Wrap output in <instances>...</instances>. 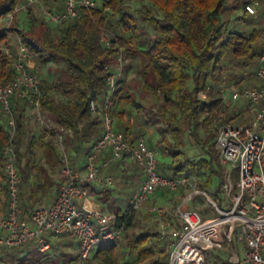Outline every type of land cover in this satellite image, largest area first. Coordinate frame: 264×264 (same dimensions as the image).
I'll return each instance as SVG.
<instances>
[{"label": "trees", "instance_id": "obj_1", "mask_svg": "<svg viewBox=\"0 0 264 264\" xmlns=\"http://www.w3.org/2000/svg\"><path fill=\"white\" fill-rule=\"evenodd\" d=\"M140 1L143 5L150 3L152 6L141 12L140 19L155 34L145 49L140 48L146 43L143 42L140 19L125 9V0H103L100 8L83 9L77 19L60 25L62 28L58 36L51 33L40 36L33 31L25 33L16 27L0 28V46H10L16 51L18 40L21 39L30 47L38 65L60 62L66 66L63 81L57 88L67 95L69 106L57 105L43 88L42 105L44 114L51 122L72 131L75 141L73 150L79 160L77 164L82 163L81 158L85 160L94 146L88 147L86 142L92 136L98 140L102 135V126L91 111V103L95 101L104 106L109 76L106 67L113 66L120 50L126 48L144 63L142 72L145 95L137 99L128 89L122 87V81L119 83V89L113 97L114 106L108 111L117 120L118 130L125 135L130 145H134L149 132L150 126L158 125L161 136L158 149L161 158L170 160L166 165L158 161L159 173L182 178L198 176L203 171L212 170L207 181L210 186V178L214 174L221 175L222 178L224 176V168L218 161L216 143L215 146H208V160L190 161L183 157L185 136L201 120L203 126L209 129L222 114L228 112L231 104L224 103L222 96L215 93L216 86L222 83L226 75H233L237 69L247 71L254 68L258 77L255 86L258 85L260 58L264 54V43L261 42L264 33V0ZM17 4L18 0H0V21L7 17ZM248 4L257 7L255 16L245 11ZM240 8L244 12L241 19L243 27L230 31L233 16ZM115 14H119L120 20L114 28L109 17ZM257 22L261 28L254 27ZM107 29L115 33L110 49H105L102 45V36ZM13 77L14 59L0 51V86ZM190 79L194 82L193 89H188L187 86ZM201 92H205L206 99L200 97ZM21 102L25 103L20 97L12 100L18 125V164L23 179L21 199L27 212L23 200V186L27 176L35 175L41 180L42 183L38 185L40 193L46 194L55 187L49 170L43 166L42 161L37 160V155L41 153L44 162L52 168L60 164L61 158L55 142L56 134L49 127L42 130L40 137L32 138L26 152L21 153ZM236 118L240 119V113L232 119ZM8 137L6 120L0 115V181L6 180L2 150L8 142ZM195 138L199 144L206 145L209 138H216V135L210 134L204 141L196 136ZM26 156L28 173L22 167ZM123 162L125 161L112 164L102 174H112L111 168L114 165L115 168L119 167ZM217 164L223 172L213 170ZM100 190L105 195V202H110L112 189ZM3 193L6 194L7 189L0 191V195ZM3 207H7V203L0 199V208ZM109 207L119 217L123 215L122 211L115 207V203H111ZM132 222L133 220L129 227ZM162 241L166 240L161 239L158 233L129 235L124 245L129 249L133 260L127 264H168L170 242L162 246ZM115 248L116 245L112 243L102 247L98 254L101 255L104 249H110V255L114 256ZM12 252L24 255V262L42 261L41 255L30 246L16 248ZM71 257L69 253L63 254L65 260Z\"/></svg>", "mask_w": 264, "mask_h": 264}, {"label": "built area", "instance_id": "obj_2", "mask_svg": "<svg viewBox=\"0 0 264 264\" xmlns=\"http://www.w3.org/2000/svg\"><path fill=\"white\" fill-rule=\"evenodd\" d=\"M40 0H26L17 5L6 19L15 17ZM62 10H43L44 20L49 24L63 25L77 19L83 9L94 10L102 6L99 0H63ZM252 16L257 14L254 5L245 6ZM4 18V19H5ZM105 49L112 47L107 33L102 36ZM0 51L14 59V77L0 86V115L6 120L8 142L2 150L6 180L0 181V191L7 203L6 211L0 215V257L6 251L30 246L41 255V262L26 264H51L55 241L64 235L73 239L78 252L69 260L59 264H95L93 254L97 248L110 245L122 238L135 216L145 209L161 223L160 236L168 240V264H208L205 251L218 249L230 254L234 264H264V54L260 58L259 83L245 90L233 89L221 96L224 103H243L241 124L226 123L216 132V148L219 164L225 169L224 182L213 198L200 189L192 177H171L158 171L157 152L142 137L130 145L125 135L118 130L117 120L108 111L114 106L113 97L123 77L125 58L123 49L113 66H107L108 94L104 106L95 101L91 111L102 126V135L86 156L83 171L76 170L66 149L64 127H53L45 118L42 99L43 89L35 70L31 49L21 39L16 51L10 46H0ZM20 97L30 108V114L42 128L49 127L56 134V145L62 151L63 183L60 192L50 206H41L26 212L21 199L22 175L18 164V125L12 100ZM200 97L206 99L205 92ZM128 161L142 168L144 180L132 195L129 208L119 217L106 210L91 196V188L114 189L112 176L102 172L112 164ZM238 172V183L232 172ZM185 190L186 195L176 209L155 202L147 207L153 197L164 191ZM224 196L230 207L220 203L217 197ZM204 197L217 216L204 219L194 210L187 208L188 202ZM173 214L181 220L175 226L168 219ZM0 264H2L0 262Z\"/></svg>", "mask_w": 264, "mask_h": 264}, {"label": "rangeland", "instance_id": "obj_3", "mask_svg": "<svg viewBox=\"0 0 264 264\" xmlns=\"http://www.w3.org/2000/svg\"><path fill=\"white\" fill-rule=\"evenodd\" d=\"M26 0H18L17 5H22L25 3ZM41 3L38 4L36 7H30L27 10L22 11L19 13L13 21L10 19H3L0 21V28H13L16 27L19 30L27 33V32H35L38 35H46L48 33H51L53 35H59L61 32V26L55 25V24H49L44 20L43 17V10H62L63 0L54 2L49 0H40ZM103 1V0H99ZM125 9L129 11L132 15L140 19L141 12H145L146 8H151L150 3H143L140 0H125ZM261 7V6H260ZM257 9V7H255ZM262 8V7H261ZM243 10L240 8L233 16V22L229 26V30H240L243 27V21L241 20L243 17ZM109 20L111 21L113 27H117L120 16L119 14L111 15L109 17ZM141 28H142V37L143 42H146L140 46V48L145 49L149 43H151L153 37L155 36L154 32L151 30V28L140 19L139 22ZM256 28H261V25L259 22L255 24ZM106 33L110 36L112 40L115 39V33L107 29ZM251 33V29L249 30V34ZM261 42L264 43V33L261 37ZM123 49L124 58L126 61L125 68L123 71V77L121 79L122 81V87H125L128 89V91L136 96L137 99L139 97L145 95L144 90V79H143V67L144 63L142 62V59H138L134 57L131 53H129L126 48ZM35 63V70L37 71V75L39 78V82L41 87L48 91L50 96L54 99L55 103L57 105L68 107L69 100L67 95H65L62 91L58 90L57 86L60 85V83L63 81L64 74L66 71V66L63 63L60 62H49L45 65H38ZM255 69L249 68L247 71H244L242 69H237L234 71L233 75H226L220 85L216 86L215 93L222 95L225 93L226 95L230 94L233 89L237 90H245L248 88H252L256 85L258 77L255 75ZM188 89H193L194 82L192 79L188 81ZM158 103V102H157ZM21 107H23L22 110H20L21 118L23 122V130L20 133L19 136V142H20V151L21 153H25L26 149L28 147V144L30 143L31 139L36 137H40L41 132L44 128L40 126V124L37 122V119L30 114V108L27 105V103L21 102ZM242 107L243 103L239 102L237 104L231 105L228 112L225 114H222V117L214 122L213 126L211 128H206L203 126V120H201L199 123H197L192 131L188 132L185 136V147L183 149L184 151V159H188L190 161H200L202 159H209L208 155V146L214 145L216 143V138H209L210 134L216 135L217 129L219 126H221L223 123H234V124H241L244 121L240 114V119H232L235 115L242 113ZM157 110H155V113ZM45 118L47 121L53 126L57 127L56 124L51 122L46 114ZM159 120V117H157ZM223 121V123H221ZM227 121V122H226ZM234 121V122H233ZM159 126L154 124L150 126L149 132L153 133L154 136L152 137V140L149 138V135L146 133L142 137H144L148 143L149 146L154 149L157 152L158 161H162L164 165L169 164V159H162L161 154L158 149V145L160 143L161 136L158 131ZM195 136L200 139L201 141L206 140L209 138L206 145L199 144L195 138ZM65 141H66V149L69 153H72L71 159L73 161V165L75 166L76 170H79L80 172L83 171V165L84 160L82 158L80 161H82L81 164H77L79 161L77 157H75V152L73 150L75 141L73 139V133L71 130H66L65 134ZM94 136L90 138L88 142H86V145L88 147H91L95 144L97 139H93ZM60 158L62 159V151L60 148H58ZM27 158L26 156L22 162V167L26 169L28 173L27 168ZM37 160L42 161L43 166L49 170L52 180L55 184V187L51 190H49L46 194L43 193V196L41 195L40 191L38 190V185L41 184V180L35 176H27L25 179V184L23 186V200L24 204L27 207V210H30L32 207H41L44 206L45 198L47 195L52 193L53 191H59L61 184L63 183V177H62V162L54 168H52L49 164L44 162L43 155L39 153L37 155ZM136 165V164H135ZM218 172H223L221 167L217 164L215 165L214 169ZM226 171L232 172L234 175V181L237 184L238 183V172L234 171L232 166H228ZM212 170L210 171H203L198 176H188L196 179V183L198 187L204 191H207L208 194H210L211 197H215L217 193L220 191V187L223 184L224 176L222 178L221 175L214 174L210 179L211 184L210 186L207 185V181L209 180L210 174ZM225 173V169H224ZM114 179L115 187L114 190L123 192L124 196H128V194L131 195V190L133 191V182L130 183L128 180L127 183L122 182L121 177L112 176ZM41 195V196H39ZM186 195L185 190H180L177 192H168L164 191L161 193L156 202H163L164 204L168 205L172 210L176 209L181 202L183 201L184 197ZM0 199L3 200V202H6L3 195H0ZM217 200L220 201V203L226 205L227 208L230 207V202L226 197L224 196H218ZM154 202L150 201L147 204V207L152 205ZM38 205V206H37ZM187 208L199 212L204 219H213L217 216V213L214 210V207L204 198V197H197L196 199L188 202L186 205ZM35 207V208H36ZM7 207L0 208V215L6 211ZM127 210V209H126ZM173 225L180 226L181 220L180 218L173 214L172 216H169L168 218ZM161 223L158 218L153 217L147 209L137 214L131 223L128 230L125 231L124 235L120 240L115 242L116 248L114 250V256L110 255L111 251L110 249H104L102 251V254L99 255L98 252L100 249L104 246H100L97 248L93 254L94 262L95 264H127L131 263L133 258L132 255L129 252V249L124 245L125 239L130 235H136V236H143L147 233H160ZM162 246H166L168 244V240L165 242H160ZM78 252V247L76 242L71 239L68 235H64L60 238V240L55 241L53 252H52V262L51 264H59L62 260H65L63 258V254L69 253L71 256L75 255ZM16 252L12 251H6L0 257V262L2 264H26L30 262H24L22 255H16ZM205 257L208 264H234L232 260L230 259V254L225 251H220L218 249L215 250H207L205 251ZM239 264V263H237Z\"/></svg>", "mask_w": 264, "mask_h": 264}, {"label": "crops", "instance_id": "obj_4", "mask_svg": "<svg viewBox=\"0 0 264 264\" xmlns=\"http://www.w3.org/2000/svg\"><path fill=\"white\" fill-rule=\"evenodd\" d=\"M22 109H23V107H21V105H20V110H22ZM153 133H151V132L147 133L151 140H152V137L154 136ZM115 166L116 165H114L111 168L112 169V174L108 173V172L111 171V169L109 171H106L108 173L107 176L121 177L123 179L122 182H124V183H127L128 180L130 181V183L133 182V191L131 190V195L128 194V196H124L123 192L116 191V190L112 189L113 195L110 198V202L106 203L105 199H104L105 195L102 194V190H100L99 188H91V191L94 192V193L93 192L91 193V196H92V199L94 201H97L98 203H100L106 210H109V211L113 212L110 209L109 205H111V203H115V207L117 209H120L122 211V213H124L126 211V209H128L129 202H130V199H131L132 195L142 185V182L144 180V174L142 172V169H140V167H138L137 165H134L132 163H129L128 161L120 163L119 167L115 168ZM61 186H62V184H61ZM60 189H61V187H60ZM59 192H60V190L56 191V192L53 191L52 193L47 195V197L45 198L44 206H50L51 204H53L54 201L56 200ZM41 195L43 196V193H41ZM41 195H39V196H41ZM158 198L159 197H153L152 201L154 199H156V201H157ZM162 202H163V200H162ZM162 202H160V203H162ZM35 207L34 208L32 207L30 210H27V212L30 213L31 211H33L35 209ZM113 213H115V212H113Z\"/></svg>", "mask_w": 264, "mask_h": 264}]
</instances>
